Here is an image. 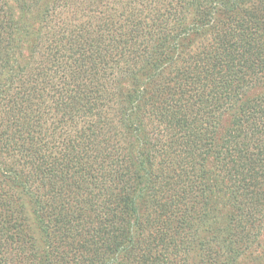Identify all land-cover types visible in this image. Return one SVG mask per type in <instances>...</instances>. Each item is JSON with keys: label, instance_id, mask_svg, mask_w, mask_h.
<instances>
[{"label": "trees", "instance_id": "obj_1", "mask_svg": "<svg viewBox=\"0 0 264 264\" xmlns=\"http://www.w3.org/2000/svg\"><path fill=\"white\" fill-rule=\"evenodd\" d=\"M0 264H264V0H0Z\"/></svg>", "mask_w": 264, "mask_h": 264}]
</instances>
